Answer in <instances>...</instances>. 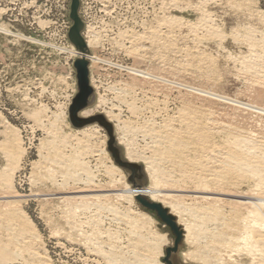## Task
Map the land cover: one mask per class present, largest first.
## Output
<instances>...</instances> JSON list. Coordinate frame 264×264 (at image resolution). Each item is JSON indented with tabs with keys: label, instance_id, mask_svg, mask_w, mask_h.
Segmentation results:
<instances>
[{
	"label": "rangeland",
	"instance_id": "rangeland-1",
	"mask_svg": "<svg viewBox=\"0 0 264 264\" xmlns=\"http://www.w3.org/2000/svg\"><path fill=\"white\" fill-rule=\"evenodd\" d=\"M71 3V0H0V184L10 166L12 170L5 172L14 185L11 190H0V197L16 192L21 211L36 231L33 239L22 237L21 230L15 229L19 228L15 226L18 222H13L16 217L5 213V202H0V264H39L40 255L47 257V264H113L96 252V242L105 251L116 244L119 253L125 254L123 260L135 262L133 256L137 260L146 252L143 246L140 247L143 254L133 255L129 227L122 218L136 211L154 217L158 231L168 236L170 244L160 258L165 263L166 250L174 247L175 237L168 226L136 200L130 205L127 197L119 198L124 187L114 184L118 177L105 173L110 167L109 160L97 156L105 149L112 159L107 132L92 125L101 131L91 133L93 138L89 140L71 123L69 111L78 93L74 67L78 52L69 39L73 26ZM80 3L79 15L85 25L82 35L88 48L90 41H95V46L89 48L94 103L81 113L82 117L92 109L93 116L112 112L117 116L113 126L126 127L123 132L115 129L116 138L126 133L133 153L146 158L164 148L154 146L160 131L180 133L185 119L192 115L189 109L193 112L191 118L197 115L195 119L208 123L223 122L233 133L254 139L251 143L257 148L261 147V141L264 147V115L235 107V103L264 106V0H81ZM88 30L94 36L86 37ZM94 64L97 68L92 70ZM193 90L213 93L215 99ZM118 138L117 144L124 154L127 146L121 145ZM12 142L16 143V152H21L13 161L6 153ZM70 157L88 164L95 176L91 183L88 181L91 185L81 171L71 168L73 172L68 176L64 172L68 168L62 170L54 164L68 163ZM155 157L158 158L157 154ZM142 162L145 161L138 164L145 168ZM171 168L174 169L168 160L160 161L159 171L167 175H162L166 178L163 180L172 189L183 190L178 195L180 200L192 204L196 185L181 178L178 171L171 174ZM125 174L129 183L130 174L127 171ZM145 175L148 186L149 177L146 172ZM232 178L233 182L239 181L231 188L233 191H250L249 184L240 183L241 178ZM190 249L194 247L183 238L171 261L204 264L185 262L183 254ZM30 252L37 254H33L35 261Z\"/></svg>",
	"mask_w": 264,
	"mask_h": 264
},
{
	"label": "bare ground",
	"instance_id": "bare-ground-1",
	"mask_svg": "<svg viewBox=\"0 0 264 264\" xmlns=\"http://www.w3.org/2000/svg\"><path fill=\"white\" fill-rule=\"evenodd\" d=\"M91 31L88 30L86 32V35H87L86 37L94 36ZM94 46H95V41L91 40L89 43V48L92 49ZM77 52H78L77 58H80L82 53H80L78 50ZM86 57L90 61V65H91L92 55L90 54L89 56H86ZM95 68H97L96 64L92 66V70ZM260 76L262 77L261 74ZM142 77L145 78L146 76L144 75ZM258 80L259 79H257V81ZM194 92L195 94L196 92H198L200 95L204 97L207 96L209 97V99L211 98L213 100L215 99V97L213 96V93L200 91V90H193V93ZM262 94L263 93L260 92V95ZM225 102H229V101L226 100ZM99 103L100 102H98V104ZM235 104H236L235 107L246 108L248 110L253 111L254 113L264 115V106L248 105V104L240 106L238 103H235ZM188 106L191 107L193 105L188 104ZM204 108L202 109L204 110ZM192 109L194 111V107H192ZM189 110L188 111L192 113L193 115V112H191V109ZM184 114H186V112ZM61 115L63 118V114ZM83 115L85 117L93 116V109L86 111ZM102 115L105 116V118L111 124H113L114 119H117V116H114L112 112H105ZM190 116H187L188 119H185L187 117L183 118V120L185 119V121L184 123L183 122L181 123H183L185 127L180 131V133L177 131H174L173 133L170 134L169 132L168 133L164 132L166 130L163 131L164 133L159 130L160 133L158 134L157 141L154 142V146L158 145L157 148L159 146L160 147L163 146L164 148H161V150L157 151L155 150L156 147H154L155 151L153 152L155 154L153 155V157L151 156V158L143 157L140 154H139L140 156L134 154L130 145H128L129 142L127 139V135H125L126 133L121 134L119 138L117 137L118 142L121 145L127 146V147L124 146L126 147V152L123 154V156L128 162L134 163V164H138V163L140 164L141 160L145 161L142 163L145 164V172L147 176L149 177L150 184H148V186H146L145 188H142L141 190L133 188V186L127 182V176L125 174V171L121 167H119L116 163H113V160H114L113 157L111 156L113 160L110 159L108 152L105 149H102L99 151L100 154H98L97 156L101 158L104 157V159H107L110 162L109 163L110 167L107 168L105 173L109 176L111 175V177L113 178L118 177V179L114 181V184L115 185L116 183L119 184L120 188L124 187L123 191H121L120 189L119 198L121 197L123 199L124 197H127L129 199L130 205L135 204L134 197H136L137 195H143L144 197L148 199L147 193H146L148 192V196L150 199V200L148 199L149 201L163 205L165 208H167L171 212L173 216L177 218L178 225L182 227L183 229V233H184L183 238H184L185 243L189 245L190 247H194L193 250L190 249L189 252L183 254L185 262L198 261L204 264H231V263L232 264H264V149H263L264 147L262 146V141L259 146L263 148L261 147L257 148V145H254L255 143L253 142L251 143V140H254V139H250V137L247 138L248 137L247 135H246L247 137H245L244 135L233 133L232 129L229 128L228 125L223 122H217V121L211 120L212 122L209 121L208 123L198 118L195 119L197 115H195L194 118L193 117L191 118ZM211 117H209V119ZM250 117L252 116L250 115ZM253 117H254V114H253ZM203 120H206V119L203 118ZM118 122H119V119H118ZM258 124L257 126H259ZM93 125H98L99 127H101L97 123ZM89 126L91 127L86 126L88 128L84 127L85 129L82 128L81 130H78L77 132L83 134L85 136V137L83 136V138H87L90 140V138H93L91 133H94V132L98 133L99 131H101V129L98 126H92V125H89ZM125 128H126L125 126L120 127V125L114 124V129H117V131L119 130L120 132H123V130H126ZM168 129L169 131L171 130L170 128ZM249 133H252V131ZM246 134H248V132H246ZM103 139H104L103 144L105 148V146L107 145V136H105ZM77 141L79 142V140ZM80 144L81 143L79 142L78 145ZM80 147H82V145ZM9 148H10L9 151L6 152L9 158L12 161L15 159L17 160V157L19 154H21V152L19 154L16 152L15 150L16 143L12 142L11 145H9ZM83 153H85V151ZM156 154L158 158L155 157ZM60 157H59V160H61ZM71 158L72 157H70L71 161L67 159L69 161L68 163H54V164L58 168H61L62 170L63 169L65 170L68 168L67 171H64V172H68L67 175L68 174L71 175L72 174L71 172H73L74 169L75 171H81L88 178L87 184L89 182L91 183L95 176H92V173L90 172V169L87 166L88 164L82 163L76 157H75L76 159H73V158L71 159ZM164 160H168L169 163H171L172 167L174 168V169L171 168V171L169 170L171 174L174 175V172L178 171L181 178H185L188 181L194 182V184L196 185V190L193 189V192L192 190H190L193 193L192 196L195 195V198L193 200L194 202L192 204L190 203L187 204L184 202L185 200L184 201L180 200L179 198L180 196L178 195H181L179 193H182L183 190L172 189L169 182L167 180L166 181L163 180L165 176L167 175L163 173L165 176H162L163 174L160 173L161 171H159V168H160V161H164ZM71 168L73 169L72 171H70ZM11 170L9 166V171ZM5 171L9 172L8 170H5ZM5 171L3 173V181L0 184L1 192L3 191V189L11 190L13 189L12 186H14L12 183H10V177ZM169 171L168 173H170ZM74 176H76V173ZM234 176H237L243 180V181L241 180L240 183L244 182V183L249 184V186L251 187L249 188L250 191L239 192V191H235L236 189L233 191L231 188L235 186V182L236 183L239 182V181L233 182L232 177ZM113 178L111 180H113ZM69 179H72V178H69ZM184 181L185 180L183 179V181L181 182H184ZM111 184H113V181L111 182ZM88 185H91V184H88ZM130 185L132 186L133 190L131 189ZM133 191H134V195H133ZM11 193H12L11 195H8V196L3 195L0 197V202H5L4 208H6L7 210L5 213L8 212L9 215L13 214L16 217L17 220L14 217H12L15 219V220L13 219L14 220L13 222L15 223V221H17L19 225L17 224L15 226L16 227L19 226V228H15V227L14 228L18 229L17 231L21 230L19 232H21L22 237L27 236L29 239L30 238L33 239L34 237H36L35 235H33L35 234L33 233V231L35 230L34 225L32 224L33 225L32 226L30 223L31 221H29L28 218H26L27 216L25 212L21 211L17 193L16 192H11ZM182 195H186V194H182ZM67 214H71V213H67ZM122 221H125L129 227V230H128L129 238L132 241V244L130 243L131 245H129V247L134 244L132 246L133 248H131L133 249V251L130 249L133 255L137 254L136 255L137 257L139 254L137 252H141L142 248L140 247H143V246L147 254L145 253L146 255L145 254L142 255L143 254L142 253L143 251H142L141 252L142 254H140V256L141 255L142 256L139 257V259L137 258V260H135V256H133L134 258L130 256L131 259L133 258L134 260L133 259L132 260L135 261V262H131L130 260L128 261L127 259L123 260L122 257H124L125 254L123 252L119 253L120 247L116 246V244L114 246L113 244H111L110 250L105 251L104 247L99 245L97 242L96 244L99 246L96 245L97 247L95 248V250H97L96 252L104 256L103 257L104 260L105 259L108 260L107 261L108 263H113V264H119V263L121 264H165L161 262L160 258L164 255L165 247L168 244H170V240L166 234H162L158 231L157 221L154 219V217H152L151 215L147 213L136 211V212H132V214L130 213L125 214L122 218ZM29 227H31L32 232H29L30 230ZM22 239L26 240V238H22ZM25 243H27V241ZM20 245L17 247L19 248ZM31 247H28V248H31ZM25 248L26 247H24V249ZM30 253L32 254V252ZM34 255L37 256V254H34ZM34 255L33 257L35 261L36 256ZM38 258L40 259V262L39 260H37L39 264H47L45 261L47 257L45 258L42 255H40ZM140 258L143 260H140ZM242 258H247L248 261L244 262Z\"/></svg>",
	"mask_w": 264,
	"mask_h": 264
},
{
	"label": "water",
	"instance_id": "water-1",
	"mask_svg": "<svg viewBox=\"0 0 264 264\" xmlns=\"http://www.w3.org/2000/svg\"><path fill=\"white\" fill-rule=\"evenodd\" d=\"M71 1L70 18L73 22V26L69 33V39L75 48L80 53H82L81 57L76 59L74 63L77 74L78 93L73 100L69 111L71 123L75 128L78 129H82L95 123L103 127L108 134V150L115 160V163L130 174L129 183L133 186V188L141 190L142 188L146 187L147 183L145 168L139 164L130 163L124 158L122 149L117 144V138L113 124L109 123V121L102 114L88 118L81 116L83 111L93 105L95 94L90 82V61L86 57L90 55V51L82 35L85 25L79 15L81 0ZM135 200L144 209L154 213L156 217L166 226H168L173 233L175 237L174 247L168 248L166 250V258L164 259V262L166 264H174L171 261V256L178 251L184 237L183 229L178 225L177 218L173 216L171 212L163 205L153 203L143 195H137Z\"/></svg>",
	"mask_w": 264,
	"mask_h": 264
}]
</instances>
